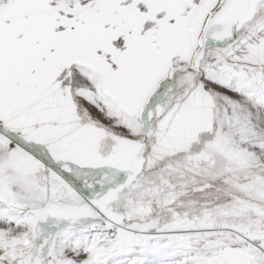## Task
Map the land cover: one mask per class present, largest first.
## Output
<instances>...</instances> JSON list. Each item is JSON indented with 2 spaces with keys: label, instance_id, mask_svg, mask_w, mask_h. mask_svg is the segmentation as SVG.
<instances>
[{
  "label": "snow or ice",
  "instance_id": "obj_1",
  "mask_svg": "<svg viewBox=\"0 0 264 264\" xmlns=\"http://www.w3.org/2000/svg\"><path fill=\"white\" fill-rule=\"evenodd\" d=\"M0 264H264V0H0Z\"/></svg>",
  "mask_w": 264,
  "mask_h": 264
}]
</instances>
